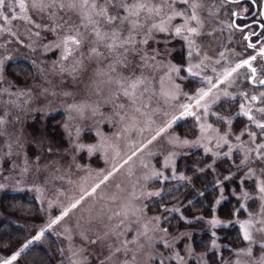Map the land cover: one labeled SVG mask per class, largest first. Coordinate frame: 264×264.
Wrapping results in <instances>:
<instances>
[{
    "label": "rangeland",
    "instance_id": "obj_1",
    "mask_svg": "<svg viewBox=\"0 0 264 264\" xmlns=\"http://www.w3.org/2000/svg\"><path fill=\"white\" fill-rule=\"evenodd\" d=\"M25 3L27 15L41 25L40 28L18 18L22 15L19 0H5V7L0 8V60H3L0 119L5 121L0 125V261L20 251L14 264H73V261L129 264L133 256L135 264H161V261L181 264L172 258L179 252L182 264H236L237 261L257 264L264 256L261 248L264 237L254 232L257 243L249 245L237 221L249 219V212H259L257 177L264 179V176L258 164L253 165L257 168V176L251 179H245L246 167L240 171L236 169L243 158V152L236 145L243 143L253 147V144L247 134L252 131L250 126L244 121L236 122L232 110L235 78L232 77L231 86L219 85L220 89L226 88L231 97L221 95L219 102L207 113L195 109L202 114L201 121L185 116L157 134L159 128L166 127L168 121L180 114V105L190 102L185 93L191 96L199 88H207V80L203 77H210L215 83L219 74L231 67V40L235 30L230 15L220 14L221 9H228L223 2L176 0L175 10L188 16L193 12L191 5H198L194 11L199 23L188 21L190 26L197 28V34L182 32L177 37L174 32L154 33L155 40L138 47L150 56L153 49L159 51L156 60L161 62L160 66L139 67L137 65L143 63L140 56L130 54L129 68L117 65L112 79L96 74L98 67L107 71L112 63L103 47L100 51L105 52L106 58L99 62L95 58L90 60V44L86 42L80 50L84 54L83 68L72 74L69 72L74 59L80 58V52L68 61L61 60V50L54 44L64 31L53 32L50 28L62 22L61 17L70 24H79L75 12L58 7L39 11L32 7V0H25ZM171 23L181 26L185 20L176 17ZM185 35L193 41L191 46L184 39ZM91 39L89 37V41ZM61 63L69 71L62 72ZM167 65L181 69L179 74L172 73L171 80L167 76ZM194 65H200L193 69L199 72L198 76L187 71ZM132 71L137 76L143 73L147 77V84L141 88L146 86L148 91L136 104L118 91L116 83L118 74L128 76ZM174 85L180 86L179 92ZM22 91L26 95H18ZM172 94L176 95L175 99L171 98ZM218 116H224L225 122L219 121ZM227 119H231V125L227 124ZM200 123H210L222 132L231 129L230 157L223 155L229 145L218 148L215 140L208 146L221 153L220 156L206 153L203 147L169 143L171 135L190 141L199 139ZM236 136H240L239 141ZM257 142L264 141L257 139ZM172 153L176 154L172 156ZM154 172L163 175L155 176ZM105 175L108 179L101 183ZM181 176L186 179H180ZM196 176L201 177L204 186L197 183ZM226 176L232 178L226 180ZM97 184L99 187L93 192ZM184 184L188 187L179 197V189ZM213 189L218 192L209 205L208 214L188 211L195 199L202 197L204 200V195ZM245 191L251 199L243 198ZM153 192L160 195H148ZM9 194H20L26 197V202L7 206L4 198ZM166 197L178 199L167 203L163 201ZM77 201V206L71 208ZM225 206L230 207L226 213L229 217L222 214ZM66 209L68 215L49 228V222ZM176 216L186 225L170 227ZM213 218L222 223L211 225L209 221ZM13 227L23 230L24 241L20 244L9 239L1 241L9 236ZM233 227L238 228L240 240L232 247L225 243L224 237ZM163 229H167V234ZM41 230L44 235L37 241L34 238ZM202 234L211 237L208 246L201 249L195 238L203 239ZM227 239H231L230 236ZM214 240L215 248L212 247ZM29 241L33 242L28 244ZM166 243L172 247H166ZM25 244L27 248L23 247ZM249 246L252 248L250 256L237 254ZM117 248L120 251L117 252ZM34 258H43V261Z\"/></svg>",
    "mask_w": 264,
    "mask_h": 264
},
{
    "label": "snow or ice",
    "instance_id": "obj_2",
    "mask_svg": "<svg viewBox=\"0 0 264 264\" xmlns=\"http://www.w3.org/2000/svg\"><path fill=\"white\" fill-rule=\"evenodd\" d=\"M176 0H159V2H154V0H32V7L38 9L39 11H43L46 7H58L59 9L71 10L77 14L80 19L79 24H70L68 20H63L61 17L60 20L62 22L57 23L55 27L50 28V31L56 32L57 29H63L64 34L62 36L58 35L57 42L54 44L55 48L61 50V60L68 61L70 57L75 58L77 52H80L81 48L84 46L86 42L90 44L89 47V55L88 58L91 60L95 58L97 62L106 58L105 52L100 51V48L103 47L107 51V57L112 58V63L107 66V71L101 68H97L96 74L108 76L112 79V74L116 72V66L119 65L122 68H129L132 63L129 59L131 55H139L140 60L143 62L141 65H137L139 67H158L161 62L156 60V57L160 55V52L156 49H153V54L150 56L148 53L142 48L138 47V45H148L150 40H155L154 33H169L174 32L175 36L179 37L182 35V32H187L191 34H197L198 30L196 27H192L189 25V20H196L199 23V20L195 14L194 9L198 6L193 3L191 7L193 8V12L191 16L186 15L183 11H177L174 8ZM183 3H188V0H181ZM5 7V0H0V8ZM19 9L22 13L18 18L25 21L28 24H35L31 17L27 15V5L25 0H19ZM111 9V11H110ZM167 9V10H166ZM122 10V13L121 11ZM12 11H15V7L12 8ZM176 17H183L185 23L181 26L172 25V21ZM5 20L8 19L7 16L4 17ZM35 27L40 28L41 25L35 24ZM83 29V31L81 30ZM30 31V29H29ZM15 35V33H13ZM36 35H39L37 32ZM137 36H142V39H137ZM89 37H92L91 41H89ZM184 39L189 41V45L191 46L193 41L189 39L187 35L184 36ZM159 43V41H155ZM52 47V46H46ZM249 47H255V45H249ZM189 55L191 53L189 52ZM260 56L264 57V50H261L259 53ZM83 52H80V58L74 59L73 66L69 74L75 73L76 71L83 68ZM256 60V56H252L250 59H244L240 63H237L235 67L225 68L217 77V82H213L210 77H203V79L207 80L208 87H201L194 92L193 95L188 96L185 93V96L189 99V103L180 105V114L178 116H174L170 121L167 122L166 127L159 128L157 130V134L160 132H164L167 128H171L172 125L179 119L185 116H192L196 121L202 120V114H198L195 109H202L204 113H207L208 110L212 107V105L217 104L220 100L221 95L224 97H231V94L227 91V89H220V84H228L232 85V77L234 74H238V70L240 68L247 67L251 70L252 79L256 82V73L257 68L253 66V61ZM149 61L155 63H149ZM168 68V79L171 80L172 73L179 74L180 67L176 65H167ZM200 68V65L189 66L187 71L192 76H198L199 72L194 71L193 69ZM60 70L69 71L65 67L63 63L60 64ZM215 71V69H213ZM3 72V60H0V73ZM0 79H3V76L0 75ZM260 84L264 85V79H260L258 81ZM116 83L119 86L118 91L122 92L125 97H128L133 104H136L138 100L142 99L144 93L148 91V88L145 86L143 89L142 85L147 84V77L144 76L143 73L137 76L135 71H132L130 75L124 76L122 73L118 74L116 78ZM163 83V80H161ZM174 88L177 92L180 90L179 85H174ZM214 90H216L214 92ZM164 95H168V93H163ZM18 95L23 96L26 95L23 91ZM246 99L251 101H256L260 99L264 102V92H260L259 96L251 95L248 93H243ZM172 99L176 98L175 94L171 95ZM240 114L246 116L248 120L255 124L256 128L260 130L259 137L264 138V107H260L256 109V112L260 114L259 117L253 114L252 108L245 105L240 104ZM79 110V109H78ZM139 111V108H137ZM217 119L221 122H225L226 118L224 116H218ZM227 124L231 125V119H227ZM5 121L0 119V125L4 124ZM201 136L199 139L195 141H190L188 139H181L180 136L171 135L169 138V143L176 146H191V147H203L206 153H212L213 156H220L221 153L214 152L211 147L208 146L213 140L216 142V147H223L224 145H229L228 151L223 153L225 157H230L232 154V146L229 141V135L231 134V129L229 128L226 131H221L220 128L213 127L210 123H200L199 124ZM247 130V129H246ZM2 134V133H0ZM244 133H241L243 135ZM249 138L254 144V147L246 146L243 143L236 145L238 149L243 152V158L240 163L236 165L237 171H240L243 168H247L245 173V179H251L254 176H257V168L253 167L254 164L259 165V172L262 176H264V142L257 143L258 134L254 131L247 132ZM155 139V137H153ZM236 140H240V136H236ZM11 147V145H9ZM82 147V146H81ZM92 148H89V151H92ZM253 153L255 154V158H253ZM176 153H172L174 156ZM135 155V152L132 153ZM131 156L128 157V160H131ZM125 161V163L128 162ZM214 163V162H213ZM165 166H168V161L165 162ZM209 168L212 167L211 164L208 165ZM108 175H111L109 173ZM108 175L103 177L101 183L108 179ZM155 176H162L161 172H154ZM166 178V177H165ZM180 179H186L184 176L179 177ZM231 176H226L224 179H231ZM259 188V200H260V209L259 212L253 214L249 212V219L244 221H237L240 224V228L243 232V239L249 242V245L253 243H257L254 238V232L260 233L262 237H264V179H260L257 177ZM241 184L244 183L243 180L240 181ZM99 187V184L96 185L95 188L92 189L95 192L96 188ZM148 195L159 196V192L148 193ZM243 198L245 200L251 199L252 197L249 195L247 191L243 193ZM79 201L73 203L71 208H75ZM219 203V201H217ZM68 209H66L59 217L53 219L49 222L48 227L51 228L52 225L58 224L60 220H62L65 216L68 215ZM178 211V209H176ZM158 219V218H157ZM209 223L213 226L220 225L222 221L218 218H213L209 221ZM158 231L160 229H157ZM67 231V229L65 230ZM165 234H167V229L162 230ZM44 235V231L41 230L40 234L37 235L34 239L40 240ZM144 235L147 237V226H145ZM183 235V234H182ZM148 239H151L148 237ZM33 241H29L28 244H31ZM127 243V242H125ZM28 244H25L23 247L27 248ZM166 247H172L171 244L166 243ZM143 247V245H141ZM212 247H217L215 240L212 242ZM262 250H264V243L261 244ZM23 250V249H22ZM21 250V251H22ZM116 251H120L119 248ZM238 255H251L252 248L249 246L247 249H241L237 253ZM21 255L20 251H17L13 254L9 259H4L0 261V264H14V262ZM178 261L183 262V257L180 256L179 252H176L172 257ZM73 264H82V262L73 261ZM129 264H135V256H133L132 261ZM161 264L163 262L161 261ZM236 264H240L239 261ZM257 264H264V256H261Z\"/></svg>",
    "mask_w": 264,
    "mask_h": 264
},
{
    "label": "flooded vegetation",
    "instance_id": "obj_3",
    "mask_svg": "<svg viewBox=\"0 0 264 264\" xmlns=\"http://www.w3.org/2000/svg\"><path fill=\"white\" fill-rule=\"evenodd\" d=\"M220 1L228 8L225 11L221 9L220 14L230 15L232 26L235 30L231 40L233 49L231 67H235L237 63L244 59L256 56V60L252 62L253 66L257 68L256 82L253 81L251 70L247 67L240 68L238 74L233 76L235 78L236 94L232 110L236 115V122H246L251 130L258 134L257 139L264 141V138L259 137L260 130L246 116L240 114L239 108L240 104H245L252 108L254 115L259 117L260 114L256 112V109L264 107V102L260 99L251 101L243 95V93H248L249 96H259L260 92H264V85L258 82L260 79H264V57L259 55L261 50H264V0ZM241 7H245V9ZM249 45H255V47H249Z\"/></svg>",
    "mask_w": 264,
    "mask_h": 264
},
{
    "label": "trees",
    "instance_id": "obj_4",
    "mask_svg": "<svg viewBox=\"0 0 264 264\" xmlns=\"http://www.w3.org/2000/svg\"><path fill=\"white\" fill-rule=\"evenodd\" d=\"M201 177L199 176H196V181L197 183H199L200 185L204 186L203 183L201 182ZM188 187V184H184L180 189H179V197L182 196V194L185 193L186 189ZM217 190L216 189H213V190H209L205 195H204V200L203 198H197L194 200L193 204L189 205L188 206V211L190 213H195V212H204V214H208V212H210L209 210V205H211L213 203V200L214 198L216 197L217 195ZM26 197L23 198V196L20 197V194H9L7 196H5V204H7V206H10V203H12L14 206L17 205L16 203L17 202H20V201H24L26 202ZM178 199L175 198V199H172L170 200L169 197H166L164 198L163 201L165 202H173L174 200ZM164 202V203H165ZM227 208V209H226ZM230 210V207H223V212L222 214L225 215L226 217H229L227 213V211ZM177 225L183 227L185 226V222L183 219H181V217L179 216H176L175 218H173L172 220V225H170V227H175ZM202 236H204L203 239H200L198 240L199 238L196 236L195 238V243L196 245L198 246V248H204V247H207L209 242H210V237L211 235H208V234H202ZM230 236L231 239H227L228 237ZM24 237H25V233L23 232V230L21 229H18V228H12L11 230V233L9 234L8 237H3L1 241H6L8 242V239L9 240H14L15 243H22L24 241ZM240 240V233L238 231V228L237 227H233L230 229V232H228V235L224 237V241L225 243H228L230 246H235L237 244V242ZM26 259H30V258H26ZM36 260H40V261H43L42 259L43 258H40V259H37V258H34Z\"/></svg>",
    "mask_w": 264,
    "mask_h": 264
}]
</instances>
